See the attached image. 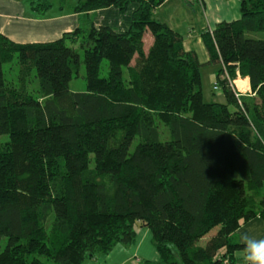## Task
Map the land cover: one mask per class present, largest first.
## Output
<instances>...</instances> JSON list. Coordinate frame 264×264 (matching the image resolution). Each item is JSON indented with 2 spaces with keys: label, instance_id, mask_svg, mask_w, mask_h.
<instances>
[{
  "label": "trees",
  "instance_id": "obj_1",
  "mask_svg": "<svg viewBox=\"0 0 264 264\" xmlns=\"http://www.w3.org/2000/svg\"><path fill=\"white\" fill-rule=\"evenodd\" d=\"M75 1L84 14L138 7L124 33L77 28L33 44L0 35V136L9 138L0 147V264H82L132 245L140 228L159 255L140 264H235L243 246L231 235L256 217L264 223V40L250 35L264 33V0H240L239 19L201 34L206 64L152 19L164 0ZM79 51L86 90L73 92ZM14 59L10 85L3 66ZM212 64L224 104L203 99L200 70ZM236 72L253 96L236 98ZM32 78L43 102L27 89Z\"/></svg>",
  "mask_w": 264,
  "mask_h": 264
},
{
  "label": "crops",
  "instance_id": "obj_2",
  "mask_svg": "<svg viewBox=\"0 0 264 264\" xmlns=\"http://www.w3.org/2000/svg\"><path fill=\"white\" fill-rule=\"evenodd\" d=\"M33 1L0 0V35L17 44H33L56 41L77 28L87 30L90 27H107L115 32L124 33L130 28L132 13L138 7L137 4H133L124 14L114 7L84 14L75 11L77 5L75 0V5L67 4V0H58V6H55L52 0H47L51 5L50 9L40 13L35 9ZM239 3L240 0H195L192 5L186 0H164L153 12L152 19L180 34L184 50L194 53L200 64H206L209 56L201 34L218 23L239 19ZM145 37L151 41L148 34H145ZM219 67L220 65L213 64L203 66L200 70L201 84L204 82L209 84L211 93L217 98H222L221 104H224L222 91L213 90ZM234 81L238 88L242 85V88H239L242 97L251 94L248 77L240 76ZM201 90L204 99V88L201 87ZM242 232L256 238H264L262 219L256 217L242 224L231 235V241L243 246L240 241ZM232 256L235 264H244L242 249L235 250ZM158 260L159 255L152 244L150 231L147 228H140L132 245L117 244L107 254L86 259L82 264H140L145 261L158 262Z\"/></svg>",
  "mask_w": 264,
  "mask_h": 264
},
{
  "label": "rangeland",
  "instance_id": "obj_3",
  "mask_svg": "<svg viewBox=\"0 0 264 264\" xmlns=\"http://www.w3.org/2000/svg\"><path fill=\"white\" fill-rule=\"evenodd\" d=\"M52 1H53V4H55V6L59 5L58 0H52ZM67 4L75 5V1L74 0H67ZM67 4L64 5L65 8H67ZM250 35L252 38L264 40V33L263 32L253 33ZM145 39H146V41H148L147 37H145ZM68 45L70 46L69 43H68ZM74 47H75V49L78 50L79 44L76 43L74 45ZM79 54H80L81 62H80V65L78 67V72H77V74H74V76H73V78L69 84L70 91H73V92H84L86 90V74H85V67H84V64L82 62V59H83L82 51H79ZM132 65H133V63H132ZM3 71H4V78L6 80V83H8V84L10 83V85H11V83H13L14 85H17L18 66H17L16 59H14L12 63L4 65ZM106 75H107V61L104 60V61H102L101 66H100V76L105 77ZM236 79H237V75H236ZM239 85H241V84H239ZM37 87H38V82H37V79H35V78H32V80L27 84L28 91L31 94L38 96L40 98V101L43 102L44 98H42L41 94L38 93ZM201 87L204 88V102L209 103L210 101H213V102H217V103H223L222 98H217V97H215L214 93H211L212 90H211V86H209V84L204 82L201 84ZM239 88H242V85ZM234 89H236V88H234ZM250 95L253 96L252 93ZM240 96H242V94ZM249 96H247V97H249ZM224 103H225V101H224ZM232 109H233V107H230V110H232ZM158 127H159L162 138L168 137V132H167L166 127L162 123H159ZM8 140H9V138L7 135L0 136V147H2L4 144H6L8 142ZM136 144H137V139L134 140V142L131 146V150H133V148L135 147ZM51 219H50V221H51ZM50 221L47 225L49 227H50ZM49 227H47V228L49 229ZM216 230H217V228L212 230L206 236L205 239H202L198 242V245L203 246L205 244L206 239L208 237H210L211 235H213L216 232ZM4 246H5V239L2 240V242H1L0 251H1V249L4 248Z\"/></svg>",
  "mask_w": 264,
  "mask_h": 264
},
{
  "label": "clouds",
  "instance_id": "obj_4",
  "mask_svg": "<svg viewBox=\"0 0 264 264\" xmlns=\"http://www.w3.org/2000/svg\"><path fill=\"white\" fill-rule=\"evenodd\" d=\"M256 135L260 136L258 130H256ZM261 142H264V137H261ZM240 241L243 245L244 264H264V238H256L242 232Z\"/></svg>",
  "mask_w": 264,
  "mask_h": 264
},
{
  "label": "built area",
  "instance_id": "obj_5",
  "mask_svg": "<svg viewBox=\"0 0 264 264\" xmlns=\"http://www.w3.org/2000/svg\"><path fill=\"white\" fill-rule=\"evenodd\" d=\"M210 32H211V29H210ZM236 75H237V78L240 77L238 72H236ZM229 83H230V87L233 90L236 98H239L240 95H241V92L239 91V88L237 87V84L235 83V81H230ZM234 88H236V89H234ZM213 90L214 91H220L221 90L220 87L217 84V81H215L214 84H213Z\"/></svg>",
  "mask_w": 264,
  "mask_h": 264
}]
</instances>
